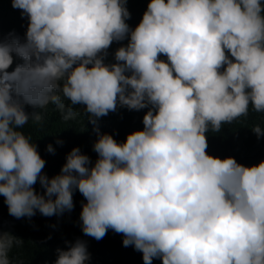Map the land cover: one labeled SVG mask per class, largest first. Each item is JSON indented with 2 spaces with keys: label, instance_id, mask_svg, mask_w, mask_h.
Returning a JSON list of instances; mask_svg holds the SVG:
<instances>
[{
  "label": "clouds",
  "instance_id": "9594fccd",
  "mask_svg": "<svg viewBox=\"0 0 264 264\" xmlns=\"http://www.w3.org/2000/svg\"><path fill=\"white\" fill-rule=\"evenodd\" d=\"M126 5L11 0L28 24L23 39H0V195L9 215L59 216L78 190L82 233L122 234L143 264H264V161L246 167L206 153L207 133L250 109L264 113V2L150 0L134 29ZM125 40L105 63L110 45ZM49 104L64 120L83 105L94 126L118 106L148 110L143 129L120 143L94 127V164L73 148L48 178L21 129L41 120L26 107ZM251 130L264 136L260 124ZM21 243L0 235V264H12L9 251ZM89 260L78 239L57 249L55 264Z\"/></svg>",
  "mask_w": 264,
  "mask_h": 264
},
{
  "label": "trees",
  "instance_id": "16d2710c",
  "mask_svg": "<svg viewBox=\"0 0 264 264\" xmlns=\"http://www.w3.org/2000/svg\"><path fill=\"white\" fill-rule=\"evenodd\" d=\"M149 2L150 0H127L130 18L126 23L130 28L134 29L139 24ZM27 24V17L22 18L21 10L11 7V0H0V39L10 33L23 39ZM126 44L127 40L113 42L107 50L105 63H114L115 50ZM160 58L166 60V57ZM14 66L15 61L12 67ZM65 104L67 106L68 102L65 101ZM73 107L76 115L71 120H64L55 104H49L44 109L26 107L29 113L39 111L41 114L40 121L30 120L21 131L37 146L39 155L45 160L42 174L48 178L60 173L66 162V155L73 148L78 147L81 154L89 156L94 164L97 159L92 148L97 140L94 127H98L101 134L112 135L120 143L126 140L128 134L143 129L142 119L148 110L135 111L118 106L115 112H109L94 126L83 113V105ZM255 124L264 128V113L250 109L246 116L223 125L219 132L207 133L206 153L220 159L232 157L246 167L259 164L264 161V136L257 138L251 130ZM57 141L62 143L58 144ZM49 144L54 149L52 153L46 151ZM33 188L37 193L44 192L39 180ZM82 202H86L85 198L77 190L73 193L74 207L71 211L51 217L43 216L37 211L30 218H15L9 215L4 197L0 195V235L7 233L22 241L19 245L14 244L9 251L12 264H55L57 249L67 250L68 244L78 239L87 244L90 253L88 264H143L141 252L135 251L131 246H123L122 234L108 230L102 239L96 240L82 233L79 220ZM152 264H161V261L154 258Z\"/></svg>",
  "mask_w": 264,
  "mask_h": 264
}]
</instances>
